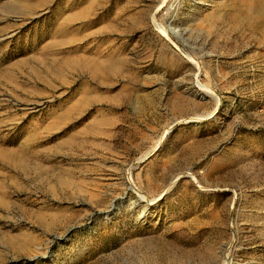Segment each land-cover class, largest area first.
Masks as SVG:
<instances>
[{"label": "rangeland", "instance_id": "obj_1", "mask_svg": "<svg viewBox=\"0 0 264 264\" xmlns=\"http://www.w3.org/2000/svg\"><path fill=\"white\" fill-rule=\"evenodd\" d=\"M160 2L0 0V264H264V0Z\"/></svg>", "mask_w": 264, "mask_h": 264}, {"label": "bare ground", "instance_id": "obj_2", "mask_svg": "<svg viewBox=\"0 0 264 264\" xmlns=\"http://www.w3.org/2000/svg\"><path fill=\"white\" fill-rule=\"evenodd\" d=\"M167 1H168V0H161L160 4L156 7V11H157L158 9L163 8L164 6H167ZM262 4H263V5H261V7L264 6V2H262ZM166 8L168 9V7H166ZM259 9H260V8H259ZM260 10H261V9H260ZM262 11H263V10H262ZM155 25H156V27H157V32H158L163 38L169 40L172 44H175L174 41L171 39V36H176V33H177V30H176V29L170 27L169 25H165V24L162 25L161 23H157V24H155ZM187 58H188V59H187L188 61L195 62V59H194L190 54H187ZM196 67L199 68V65H197ZM197 72H198V71H197ZM197 72H196V73H197ZM195 75H196V74H195ZM196 78H197V76H196ZM196 86H197V88H198L200 91L205 92V93L210 94V95L213 96L214 91L211 90V89L209 88V86H207L206 84L202 83V82H201L200 80H198V79L196 80ZM213 97H214V96H213ZM214 111H215V110H214ZM188 120H189V119H188ZM4 153L9 154V155H12V156H13L16 160H18V161H20L21 159H24L25 156H27L26 153H25L22 149H20V148H13V149L8 150V151H6V152H4ZM184 174L187 175V176H189V177H191L193 180H195V177H194L193 174H189L188 172H184ZM159 197H160V196H159ZM157 199H159V198H157ZM235 238H236V236H235ZM213 258H214V257H213ZM221 264H229V260H228V251H227L225 254H223V260H222Z\"/></svg>", "mask_w": 264, "mask_h": 264}]
</instances>
